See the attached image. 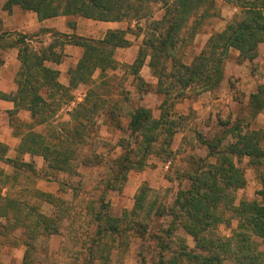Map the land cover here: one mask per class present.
<instances>
[{"label": "trees", "instance_id": "trees-1", "mask_svg": "<svg viewBox=\"0 0 264 264\" xmlns=\"http://www.w3.org/2000/svg\"><path fill=\"white\" fill-rule=\"evenodd\" d=\"M220 1L239 9L240 16L235 15L221 33L213 35L218 38L209 42L207 49L210 51L203 50L189 66L178 59L179 48L190 43L208 19L217 16L215 0H5L1 8L10 13L14 7H19L35 13L39 21L76 15L97 21L131 23L150 19L153 11L148 7L156 4L164 9V14L161 20L148 22L146 29L136 27V30L110 31L97 43L72 37L68 40L65 35L66 43L81 46L84 50L77 66L70 70V84L89 81L96 68H114L115 50L130 46L125 35L132 33L137 36L144 32L132 73L137 74L149 56V66L158 76V92L167 96L176 89L184 91L191 86L199 87L200 92L217 88L223 80L221 64L230 49L238 51L239 62H252L257 56L258 45L264 43V0ZM2 40L18 49L20 66L15 77L18 90L12 98L15 106L28 109L39 123L46 122L49 110L54 112L55 109H50L37 92L41 86L57 91L61 89L57 84V72L45 67L47 60L59 62L60 52L55 56L52 45L41 51L35 50L26 35H0ZM263 110L264 90L260 87L249 97V119H255ZM102 112L118 127L120 113H115L112 105L101 99L94 101L82 115L89 121L81 125L74 133L75 137L66 131L48 143L44 136L32 135L28 143L30 151L43 156L51 170L69 177L77 176L80 165L88 168L103 166L101 154H97L95 149L88 153L85 150L90 141L88 130L94 125V117ZM157 123L148 110L138 108L133 111L129 118V137L132 141L138 137L141 140L134 142L136 146L130 151L132 159L124 156L107 167L108 176L100 184L102 194L99 198L88 196L84 183H79L71 187V201L44 196L56 210L52 217L44 216L31 205L19 206L18 211L23 213V217L16 220L26 230L22 264H47L48 240L56 234H63L64 240L51 264H122L132 233L141 238L140 251H144L146 225L156 216H169L171 223L168 229L159 230L149 237L156 242L150 264H264V250L253 241L254 237L264 241V148L257 143H264L262 132L258 134L259 138L256 133L241 137L238 126H235L232 132L236 134V145L221 149V139L202 141L209 155L217 157L218 161L207 170L199 164L190 173L184 172L183 176L187 174L191 185L187 190H178L171 205L164 204L155 192L145 189L141 195H136L133 207L124 210L121 217L110 215L105 203L106 194L122 190L128 172L143 170L144 165L136 161L142 145L145 144L147 155L152 154L150 145L154 139L162 133L168 134L160 129L155 135ZM161 124L170 126L173 123L163 119ZM244 157L251 164L259 165L261 188L256 193L257 199L241 200L235 205L234 192L246 185L243 171L236 166ZM146 192L150 194L149 199H145ZM231 221L237 223L231 236L216 234L218 225H228ZM178 229L192 240L193 248L187 245L184 237L176 235ZM78 231H87L88 238L80 242ZM142 261L145 262L144 257Z\"/></svg>", "mask_w": 264, "mask_h": 264}, {"label": "rangeland", "instance_id": "rangeland-1", "mask_svg": "<svg viewBox=\"0 0 264 264\" xmlns=\"http://www.w3.org/2000/svg\"><path fill=\"white\" fill-rule=\"evenodd\" d=\"M5 0L0 1V22L8 14L7 11L2 10V5ZM156 4L150 5L148 10L157 11ZM219 21V19H216ZM230 21V17L228 18ZM216 22L217 24L220 23ZM228 21V22H229ZM209 23V22H208ZM211 24V23H210ZM208 24V26L210 25ZM214 23L208 28H214ZM219 24L218 30L221 28ZM225 26V25H224ZM49 32L33 33L25 32L21 28L18 32L14 31L12 26L7 30L0 31L3 37H14V35H26L29 37L31 46L35 50H44L49 45H52V52L58 56L60 49L64 45L73 44L66 43L67 36L58 33L56 27H48ZM48 29V30H49ZM216 29V28H215ZM57 30V31H56ZM203 28L201 29V31ZM56 31V32H55ZM25 32V33H22ZM130 46L127 48H119L115 50L113 59L115 67L107 69L108 71L101 74L97 72L94 75L95 89L101 94L107 96L108 102L112 105L115 113H120L118 127L104 118L97 120V134L98 137L92 136L89 144L86 145L85 150L88 153L90 150H96L97 154H101L103 158V166L87 168L81 167L78 170L77 176L69 177L65 173H53L43 169L37 176L39 188L47 189L49 192H55L58 188L63 189L66 194L63 197L67 201L72 200V189L74 185L84 183L85 190L89 195L100 197L102 194V187L100 184L108 176L107 167H110L112 161H117L119 158L128 156L132 159L131 149L136 146L135 141H140V137L133 139L129 137V118L134 110L143 108L149 111L151 117L158 121L155 125L157 131L163 129L165 133L160 134L154 139L152 147V154L147 155V151L142 149L137 153L136 161L142 163L144 168L142 171H130L127 173L126 182L120 191L108 192L105 196V203L109 207V213L115 218L121 217L124 210H130L135 202V197L138 194L148 189L155 192L166 205H171L174 195L178 190H187L191 185L189 178L184 177V172H191L195 170L198 165H202L204 170L209 166H214L217 163V157L209 155L208 150L203 145L204 140H222V147H232L236 145V134L232 132L235 126L239 128V136L244 137L256 133H264V111H262L255 120L249 119L248 100L251 94L257 92V89L262 87L264 90V44L258 45L257 56L252 62H239V53L235 49H230L227 57L222 61L223 80L221 84L209 92H200L199 87L191 86L186 90L176 89L167 96L158 92L157 83L158 76L156 71L149 69V60L146 59L144 67L137 74L132 73V66L137 58V46H139L141 38H135L131 33H128ZM94 39L93 41L100 42V37H86ZM218 37H194L190 43L182 44L179 48L178 59L185 65H188L196 58L203 50L207 49L209 42H215ZM54 40V41H53ZM220 41V40H219ZM8 45L9 42L6 41ZM63 43V44H62ZM7 47L0 46V61L3 56L1 51ZM68 56L63 57L59 65H50L59 71V81L65 83L67 80L68 69L74 67L78 60H81L83 55V47L77 46L68 49ZM148 63V64H147ZM170 63L167 64V71L170 70ZM13 68L10 76L5 74L3 80L6 83L12 81ZM93 74V73H92ZM165 81V80H164ZM3 86H7L4 84ZM201 88V87H200ZM96 90V91H97ZM199 93V94H198ZM109 109V108H108ZM119 109V110H118ZM66 111L63 109L59 113L58 120H54L53 130L59 131L66 127L65 121L68 120ZM129 114V116H128ZM16 118V119H15ZM25 122L18 117H11L10 128L11 131L15 130L24 131L28 129L31 120L27 116H23ZM163 119H167L172 125H162ZM63 122V123H62ZM62 123V124H61ZM35 132L44 131V127H33ZM93 130V127H91ZM238 135V134H237ZM247 136V137H249ZM255 138V140H258ZM132 141V142H131ZM252 142H255L252 139ZM263 146L262 141L257 142ZM88 150V151H87ZM109 151V152H108ZM109 163V164H108ZM116 166L118 162H116ZM108 164V165H107ZM139 165V164H138ZM141 165V164H140ZM142 166V165H141ZM244 173L246 185L243 189L234 192L236 197L235 205L241 200L252 201L257 199L256 193L261 188L259 182V175L261 170L257 169V164H251L246 157L242 158L240 162L236 163ZM261 167V166H260ZM263 167V166H262ZM261 169V168H260ZM32 192L22 195L20 198L28 200L26 204L30 203ZM145 199H149L148 195L144 194ZM30 196V197H29ZM40 210L47 216L52 217L55 213V208L45 203L40 206ZM88 221V218H87ZM171 219L169 216L154 217L147 223V232L145 236V247L141 253L140 247L143 243L141 238L136 234H131L129 237V244L125 252V258L122 264H150L153 258V250L156 242L149 239L150 236L156 235L159 230L168 229ZM237 223L231 221L230 224L218 225L216 234L221 237L231 236L233 230L236 228ZM164 230V231H165ZM77 232L79 241L82 242L88 238V233L85 231ZM10 230H6L0 238L3 242L0 244V264H12L11 251L16 248L11 240L13 236L9 235ZM174 235V234H173ZM176 235L184 237L187 240V245L193 248L192 240L185 235L181 229L176 231ZM64 239L58 236L52 237L50 241L49 256L47 264H51L52 260L56 257L58 243ZM253 241L257 243L260 249L264 250V241L261 242L258 238L254 237ZM6 248V249H5ZM15 253V252H14ZM144 257L145 262L142 261Z\"/></svg>", "mask_w": 264, "mask_h": 264}, {"label": "crops", "instance_id": "crops-1", "mask_svg": "<svg viewBox=\"0 0 264 264\" xmlns=\"http://www.w3.org/2000/svg\"><path fill=\"white\" fill-rule=\"evenodd\" d=\"M215 8L217 16L208 19L207 23L202 27L203 30L196 34L195 37H212L217 33H221L225 29L229 21V17L230 20H232L235 15L240 16L239 9L232 8L220 0H215ZM163 14L164 9L158 8L157 11L152 14L150 19L148 18L139 22L133 21L131 23H128L127 21H97L76 15L56 16L39 21L35 13L26 12L21 10L19 7H14L12 11L6 14L0 22V31L7 30L8 27L12 28L13 26L14 31L17 30L18 32L21 28H24V30H26L25 32L28 33H33L35 31L46 33L51 31L48 27H56L58 29V33L68 36V40L72 37L75 40L85 39L93 41L94 39H88L86 37H100L98 41H102L105 38V35L110 31H127L128 28L136 30V27L146 29L148 22L161 20ZM216 19H219L221 23V28L219 30L218 28L220 23L217 24L216 22L218 20ZM213 23L215 24L214 28L209 30L208 27L210 25L212 26ZM208 24L210 25L208 26ZM132 36L135 38H141L139 46H137L138 54L139 48L141 47L144 39V32L137 36L132 34ZM128 37L129 35L126 34L125 38L130 42L131 40ZM262 44L264 43L259 44V47ZM0 46L7 47L4 51H1L3 56L0 61V147H2L0 148V238H4V236H2L3 233L6 232V230H10L9 235L13 236L11 240L14 241L12 244L16 246V248H13L11 251L12 255L10 263L22 264L25 252L23 242L25 241L26 230L20 226L19 221L16 219H21V217H23V213L19 212L18 208L20 205L26 204L28 200L20 197L32 192L33 188V194L31 193V197L29 196L30 205L36 207L44 216L47 215L40 210V206L43 204L45 205V203L48 204L45 200V195H52L62 199L63 201H67L63 197V195L66 194L63 189L58 188L55 192H49L47 189H43L42 187L39 188L40 184L37 182L39 181L37 176L43 169L53 173L62 172H54L48 167V164L43 156L30 151L28 147L29 137L32 135H42L48 143L54 142V139L58 134L65 133L66 131L70 132L72 137H75L74 133L81 127V125H85L86 122L89 121L82 115H84L86 110L92 106L93 102L101 99L108 101L105 94H100L98 90L94 88L96 84L93 82L94 75L97 72L104 74V72L108 70L96 68L93 71V74H91L89 81H76L75 83L70 84V70L77 66L79 62L78 60L74 67L68 69L66 82H60L59 71L50 65H59L62 58L68 56V49L77 47V45H72L73 47L67 44L64 45L63 49L60 50L61 60L59 62L45 61V67L57 72V84L61 86V89L57 91L55 88H50L48 86H41L39 88L37 92L38 96L44 103L50 105V109H55L54 112L49 110V113H47L49 118L46 122L39 123L37 118L32 117L31 112L28 109L22 107L17 108L12 100L18 90L17 83L15 82L16 73L20 66L17 59V47H12L10 44L8 45L5 40L0 41ZM147 59L149 60V56ZM189 65L190 63L186 66ZM12 68V81L6 83L3 78L5 74L7 77L10 76ZM148 68L151 69L149 65ZM4 84L7 86H3ZM63 109L68 110L65 113L68 117L65 124H68V127L59 131L53 130L54 127L52 122L54 123L56 118L58 120V118L63 115ZM59 113L61 114L59 115ZM27 115L31 120L28 129L25 128L24 131L15 130L12 132L9 127L11 117H18V120L21 119L22 122H25L22 118ZM101 118L109 120L108 116H106L104 112L99 114V116L94 117V125L92 126L93 130H91V128L88 130V138H92V136L95 137L96 135V137L99 136L97 134L96 127L97 120H100ZM33 127H44V131L35 132ZM81 167L85 166L80 165L78 170ZM55 236L64 239L63 234L51 236L48 240V251L50 249V241L52 237ZM1 242L3 241L0 240V244H2ZM60 244L61 243H58V246H60Z\"/></svg>", "mask_w": 264, "mask_h": 264}]
</instances>
